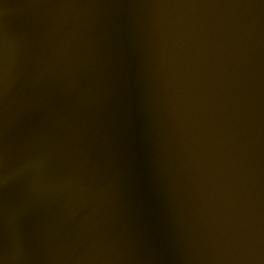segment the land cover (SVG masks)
<instances>
[{
  "label": "water",
  "instance_id": "95a60500",
  "mask_svg": "<svg viewBox=\"0 0 264 264\" xmlns=\"http://www.w3.org/2000/svg\"><path fill=\"white\" fill-rule=\"evenodd\" d=\"M0 264H264V0H0Z\"/></svg>",
  "mask_w": 264,
  "mask_h": 264
}]
</instances>
